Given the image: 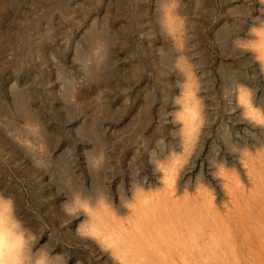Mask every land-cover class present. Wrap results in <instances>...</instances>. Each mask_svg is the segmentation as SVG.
<instances>
[{"label":"rangeland","instance_id":"1","mask_svg":"<svg viewBox=\"0 0 264 264\" xmlns=\"http://www.w3.org/2000/svg\"><path fill=\"white\" fill-rule=\"evenodd\" d=\"M228 2L238 5L177 0L176 30L162 0H0V189L8 197L15 188L24 192L19 212L29 228L42 231L39 244L53 253L69 245L53 220L58 195L99 186L124 219L122 205H135L134 189L156 180L147 190H161L162 172L176 157L191 156L183 178L202 169L218 173L223 156L238 163L217 138L223 122L232 125L223 89L236 76L255 75L232 53L237 18L247 7ZM185 63L197 77L193 94L210 116L186 149L179 113L189 94ZM77 248L79 264H115L97 245Z\"/></svg>","mask_w":264,"mask_h":264},{"label":"bare ground","instance_id":"2","mask_svg":"<svg viewBox=\"0 0 264 264\" xmlns=\"http://www.w3.org/2000/svg\"><path fill=\"white\" fill-rule=\"evenodd\" d=\"M176 1L162 0L168 12L166 17L171 14L170 24L177 30L181 19L173 9ZM231 1L238 5L228 2V8L249 9L246 8L244 18H237L242 24L234 33L236 43L233 44V57L246 61L251 75H255L249 76L246 72L245 77L234 76L223 89V106L232 125L223 122V129L217 138L231 147L233 158L237 154L238 163L236 159L227 160L223 156L214 168L218 173L211 172L212 176H208L202 169L194 176L189 174L183 178L184 171L188 172L185 167L187 161L190 160L192 165L191 156L187 161L180 157H174V160L172 158L173 162L164 168L163 175L161 173V190H150L156 180H144L143 186L150 189L135 188L131 197L136 201L135 205H122L123 208H128L126 213L129 218L124 216L126 220L120 218L122 212L115 209L117 207L110 196H107L108 193L99 186L88 191L73 189L67 199L58 195L53 201V220L61 234L60 239L69 244L66 247L64 245L67 244H63L58 251L61 254L59 264H79L77 247L80 243L84 247L99 246L115 264H264V0ZM185 66L190 82L189 94L179 113L182 119L180 121H183L181 131L186 149L192 144V139L197 137L200 121L203 119L206 122L204 124L208 125L210 116L206 109H201V101L193 94L198 84L195 81L197 77L187 63ZM234 134L238 137L236 143L232 142ZM188 154L186 153L187 156ZM212 187L220 188L222 195L212 191ZM20 189L15 188L11 195L8 194L12 199L18 197L16 203L20 205L16 206L15 203L16 215L35 234V247L43 246L44 250H49L45 245L39 244L42 231L36 233L37 230L29 228L26 216L20 215L19 209H24L22 203L26 199ZM5 193L6 189H0V195L8 197ZM122 201L124 204V199ZM122 201H119L120 205ZM41 206L45 208L47 205L42 203ZM40 212L42 213V208ZM42 216L45 215L42 214L41 218ZM80 217L84 218L81 224L78 221ZM40 222L39 228L43 229L44 223ZM79 233L85 236L80 237ZM52 246L55 244L52 243ZM98 254L101 259L103 254Z\"/></svg>","mask_w":264,"mask_h":264},{"label":"clouds","instance_id":"3","mask_svg":"<svg viewBox=\"0 0 264 264\" xmlns=\"http://www.w3.org/2000/svg\"><path fill=\"white\" fill-rule=\"evenodd\" d=\"M35 242V234L16 215L14 200L0 195V264H59L61 254L36 248Z\"/></svg>","mask_w":264,"mask_h":264}]
</instances>
